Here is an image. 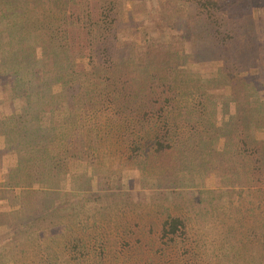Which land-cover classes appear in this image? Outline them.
I'll list each match as a JSON object with an SVG mask.
<instances>
[{"label":"trees","instance_id":"trees-1","mask_svg":"<svg viewBox=\"0 0 264 264\" xmlns=\"http://www.w3.org/2000/svg\"><path fill=\"white\" fill-rule=\"evenodd\" d=\"M182 1L216 44L209 76L123 33L121 0H0V97L20 100L0 136L23 148L0 183V264H264V55L245 31L219 37L217 0ZM147 167L187 187L160 217L103 189ZM212 173L226 200L196 182ZM117 200L135 216L106 228Z\"/></svg>","mask_w":264,"mask_h":264},{"label":"rangeland","instance_id":"rangeland-1","mask_svg":"<svg viewBox=\"0 0 264 264\" xmlns=\"http://www.w3.org/2000/svg\"><path fill=\"white\" fill-rule=\"evenodd\" d=\"M121 1L124 4L125 16L128 21V24L123 28V33L133 34L132 36L138 40V43L146 39L147 36H151L157 41L156 45L168 46L169 48H166V51L179 53L178 57H169L171 61L181 65L190 62L196 65L191 70H200L201 75L209 76L215 68L221 65V60H217L216 44L214 40H209V33L205 30L204 21L200 14H197L193 8L190 7V9L186 6L182 0ZM217 1L222 6L220 14L224 13V17L229 21L228 27L226 25L218 27L221 31L219 37L225 36L227 32H231L232 35L236 36L245 31L244 34L253 39L248 44H253L251 45L253 48L258 46L261 48V53L258 56L255 53L251 56V62L257 63L260 54L264 55V0ZM72 7H75V5L73 4ZM193 48L195 53L192 51ZM2 101L0 97V115L2 113L8 114L10 113L9 111L20 114L19 99H13L9 104ZM203 140L207 139H202L198 143L205 142ZM0 148L2 153L8 155L4 158L2 165H0V183H2L7 180L10 172L16 170V153L22 152L23 148L18 146L14 139H6L2 135L0 136ZM165 160L168 161L163 162L174 163L172 158ZM110 172L112 173L111 177L101 179V181L105 179L103 189L111 193L110 191L113 190H125L133 187L132 194L136 202L142 204L140 211L138 210L139 213L142 212L141 217H147L148 214L149 217H160L169 207L174 208L170 201L174 197L169 196L170 199H165L163 195H172L173 190H179L180 188V190H183L182 192H185L187 188L177 187L182 186V184L181 180L179 183L176 181L179 177L175 174V169L163 172L161 168L153 170L147 167L145 170L135 171L133 175L123 172L116 175L113 174L116 173L113 170H110ZM90 174L91 176L93 175V173ZM196 182L200 183L201 187L204 188L217 189L218 191L222 189V192L227 195H222L221 201L228 198L229 189L221 188L223 184H219L218 178L214 173L210 174L205 180L199 178ZM31 197H34V195ZM40 202H42V199L37 198L34 203L40 204ZM216 202H218L217 199ZM25 203L29 205V200L25 201ZM116 203H118V200L110 206V209H107V221L109 223L104 222L107 225L106 228L113 227L122 218L131 219V216H135V213H133L135 209L131 208V204L126 202L125 204ZM0 209H8V205L1 200ZM123 212L125 213L123 214ZM3 217L0 216V219H3ZM7 218L10 220L9 217Z\"/></svg>","mask_w":264,"mask_h":264}]
</instances>
